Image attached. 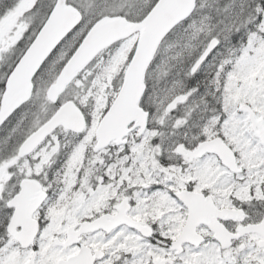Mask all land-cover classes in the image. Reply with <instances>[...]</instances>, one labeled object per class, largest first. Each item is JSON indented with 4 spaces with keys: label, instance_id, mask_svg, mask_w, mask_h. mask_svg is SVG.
<instances>
[{
    "label": "snow or ice",
    "instance_id": "obj_1",
    "mask_svg": "<svg viewBox=\"0 0 264 264\" xmlns=\"http://www.w3.org/2000/svg\"><path fill=\"white\" fill-rule=\"evenodd\" d=\"M0 264H264V0H0Z\"/></svg>",
    "mask_w": 264,
    "mask_h": 264
}]
</instances>
